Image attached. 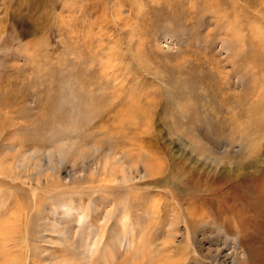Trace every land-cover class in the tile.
Instances as JSON below:
<instances>
[{"label":"rangeland","instance_id":"rangeland-1","mask_svg":"<svg viewBox=\"0 0 264 264\" xmlns=\"http://www.w3.org/2000/svg\"><path fill=\"white\" fill-rule=\"evenodd\" d=\"M262 109L264 0H0V264H264Z\"/></svg>","mask_w":264,"mask_h":264},{"label":"bare ground","instance_id":"bare-ground-1","mask_svg":"<svg viewBox=\"0 0 264 264\" xmlns=\"http://www.w3.org/2000/svg\"><path fill=\"white\" fill-rule=\"evenodd\" d=\"M227 99V100H226ZM225 100H223V103L222 102H219V109L217 110V109H214V108H210V112L211 113H213V114H215V115H217V114H220V115H229V119H230V121H231V124H230V122H229V126L231 127V125L232 124H234L235 126H236V123L238 124L239 123V125H240V120L242 119H244V118H249V122H250V125L249 124H247V125H244V129L242 128L241 130H240V136H241V138H242V140H245V141H247V138H248V134H249V132H251L252 131V126H254L255 124H251V121H250V117H252V113H254V112H257V110H258V108L256 107V105L255 106H250V105H248L247 106V104L246 103H244V102H237L236 104H232V103H230V99L229 98H226ZM218 102V101H217ZM232 102V101H231ZM218 104V103H217ZM257 104H259V102L257 103ZM235 110H237L238 112H236ZM259 113H261V114H263L264 113V109H262V110H260V111H258ZM220 119V118H219ZM219 119H218V121H219ZM263 122V121H262ZM261 123V122H260ZM228 124V123H227ZM254 128V127H253ZM257 130V131H261L262 130V127H258V125H257V127L256 128H254V130ZM229 130H231L232 131V128H230ZM253 133V132H252ZM178 134V133H177ZM251 134V133H250ZM257 134V133H256ZM180 135V134H179ZM181 135H183V134H181ZM175 136V135H174ZM176 137V136H175ZM180 137H184V136H177L176 138L179 140V141H181V143L183 142H185V144H186V141H184V139L185 138H181L180 139ZM177 139H175V140H177ZM217 142V141H216ZM182 145V144H181ZM184 145V144H183ZM189 145V147L191 148V149H196V150H198V147L196 146V145H193V144H188ZM23 151V150H22ZM68 149L66 148H63L62 146L61 147H58V148H56L55 150H52V151H50L49 153H48V159H49V161L51 162V160L53 159V158H55V157H57L58 158V163H61V162H63L65 159H66V157H67V155L66 154H68ZM23 152H25V151H23ZM99 152V149H96V150H94V153L95 154H97ZM22 153V152H21ZM93 153V152H92ZM193 153V152H192ZM202 153V152H201ZM200 153V154H201ZM85 155H87L86 153H84ZM194 154V153H193ZM23 155V154H22ZM85 155L82 157V158H85ZM203 156H206L205 154L203 155ZM18 157V156H17ZM25 157V156H24ZM94 157H95V155H94ZM19 160V159H18ZM83 160V159H82ZM75 161L76 160H74V163H73V167H75L76 166V164H75ZM147 162H149V161H147ZM83 163V162H82ZM97 169H102V171H108V169L110 168L111 169V167H112V170H110L109 169V175H111L112 177H114L113 178V180L116 182V180H118V182H116V183H120L121 185L122 184H127L129 181H134V180H139V181H141V180H143V179H146L147 181H146V184H152V185H155L158 181H159V179H158V176H159V172H160V169H159V167H157V169H153V167H151L150 165H152V164H149L148 163V165H146V163H143L144 164V166H143V172L141 173H139V172H136L135 171V169H132L133 167L130 165V167H128V168H124L123 166H117V167H114L115 165H113V160H112V158H111V154H110V152L109 151H107V152H104V153H102V157H101V159L100 160H97ZM146 165V166H145ZM39 166H38V164L37 163H34V169L35 168H38ZM36 170V169H35ZM82 171V170H81ZM99 172H101V171H99ZM96 173V172H95ZM132 173L133 174H135L134 176L132 175ZM93 174V173H92ZM118 175H120L119 176V178H118ZM89 178V177H88ZM75 179V178H74ZM161 179V178H160ZM162 181V180H161ZM38 184V183H37ZM129 185V184H128ZM132 186V185H131ZM152 188V187H151ZM171 188V187H170ZM170 188H169V191L170 192H167V193H169V194H171V190H170ZM166 189V188H165ZM174 189V188H173ZM168 191V190H167ZM158 195V194H157ZM157 197V196H156ZM171 198V197H170ZM107 216V215H106ZM105 217V216H104ZM103 217V218H104ZM67 219V218H66ZM104 220V219H103ZM184 223H186L187 222V220L186 221H183ZM184 228V227H183ZM184 229H186L187 230V232H188V227L186 226ZM188 235H189V233L187 234V238H188ZM116 245V244H115Z\"/></svg>","mask_w":264,"mask_h":264}]
</instances>
